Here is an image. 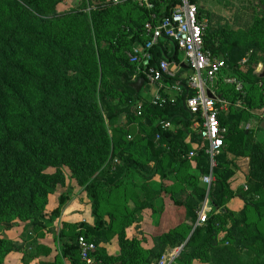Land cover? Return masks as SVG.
<instances>
[{"label": "trees", "instance_id": "1", "mask_svg": "<svg viewBox=\"0 0 264 264\" xmlns=\"http://www.w3.org/2000/svg\"><path fill=\"white\" fill-rule=\"evenodd\" d=\"M179 1L126 0L123 5L108 7L96 3L97 13L90 19L82 15L85 27L77 31L82 20L59 16L60 0H0V226L19 220L43 231L45 218L55 221L65 196L60 197L51 216L45 211L57 187L66 185L65 167L84 188L96 215L93 226L60 232L63 243L56 250L38 247L39 264H82L76 241L78 227L95 243L98 264H157L166 248L184 243L179 256L182 264L197 260L244 264L241 253L253 249L256 261L249 264H264V233L259 223L248 222L246 211L237 218L226 208L229 198L234 197L230 181L238 172L231 157L244 159L249 186V199L244 200L259 222L264 220V142H256L243 128L252 120V110L264 105V78L255 75L252 67L257 55H264V8L259 4L252 7L250 20L240 31L221 22L210 28L208 19L203 50L224 58L237 79L249 87L244 98L224 83L211 91L217 100L229 103L228 110L218 116L227 134L213 169L209 193L213 212L205 224L194 229L207 197L206 186H199V176L210 173L209 144L194 131L196 119L184 106V98H191L195 91L184 81L164 76L165 84L180 83V96L170 100L164 95L149 103L132 88L140 79L146 86L144 70L158 68L163 61L186 72L179 61L181 52L176 45L168 52V42L161 40L150 50L146 65L139 67L126 56H134L137 45L146 47L151 31L170 16ZM191 2L197 5V0ZM260 2L263 6L264 0ZM198 14L203 19L199 7ZM67 22L69 27L64 26ZM102 41L108 44L105 49ZM103 50L98 86L97 53ZM238 100H244V108L236 105ZM124 119L126 126L120 124ZM190 152H194L191 159ZM193 160L199 176L189 173ZM168 172L186 182L168 187ZM164 193L175 206L185 209L192 226H177L156 239L155 248L144 254L140 241L129 239L126 230L137 212L154 211L155 201ZM103 195L110 203L104 213ZM130 203L133 210L129 212ZM104 217H108V225ZM223 230L230 247H220ZM115 235L121 250L111 255L107 247ZM15 251L0 235V264ZM25 258L31 259L26 252Z\"/></svg>", "mask_w": 264, "mask_h": 264}, {"label": "rangeland", "instance_id": "2", "mask_svg": "<svg viewBox=\"0 0 264 264\" xmlns=\"http://www.w3.org/2000/svg\"><path fill=\"white\" fill-rule=\"evenodd\" d=\"M116 0H60V3L58 5V15L61 17H68L75 19L82 20L84 16H87L89 19L94 14L97 13L98 8L95 7L96 3H104L106 7L111 5H123L125 4L126 0H118L119 2L115 3ZM136 1V0H135ZM258 3L254 0H197V6L199 9L204 13L203 19L210 20L209 27L210 28H217V23L221 22L224 24H229L230 28L234 31H240L244 30L243 28L246 21H249L252 15V7H257ZM264 6V4H263ZM257 12L259 13V10L257 9ZM209 14V16L207 15ZM73 18V19H74ZM77 24V22H75ZM65 27L70 26V22L65 23ZM85 27V23L82 20V25L79 27L77 31H82ZM148 28L151 30L152 27L148 26ZM71 32H76V30L72 29ZM102 43V49H105L107 47V43L104 41ZM145 47L143 48L141 45H137L133 47L134 56L132 54L128 53L126 56L129 59H132L133 63H136L139 67L141 65L142 59V53L144 51ZM104 52H98L97 53V61H98V71L100 74L99 77V83L98 86L101 85L102 80V65H101V57ZM253 51L250 52V55L248 58L253 56ZM220 59L224 60V58L220 57ZM247 59L242 62V66H247L246 64ZM109 64V63H108ZM253 72L257 76H262L264 78V55H257V59L255 61V64L252 66ZM177 69L175 72H172L173 78L179 79V81H184L185 83L189 84L190 80L193 76V73H191L190 70L187 69L186 72H182V70L177 66ZM248 69V67H246ZM133 81L135 82V78H133ZM137 83V82H136ZM134 83L133 85H135ZM228 84L230 87H234L235 91L240 93L242 97L244 98L247 95L248 87L249 85L247 83H244L237 79V77L232 73L231 68L226 64L225 69L211 82L207 84V88L213 91L218 84ZM264 86V84H261V86ZM181 90L180 88L175 86H171L168 84H165L163 82L157 83V84H150L147 82V85L142 86L140 90V97L141 100L145 102L152 103L154 102L155 97L161 98L164 95H167L170 100H176L178 96H180ZM225 102V101H223ZM244 100H238L236 103L237 106L244 108ZM226 104V111L228 110L229 103L225 102ZM264 106V105H263ZM258 107L255 110H252V120L250 122H245L243 124V128L247 131H249L254 140L258 143L264 142V131H261L259 128L262 127V124L264 123V107ZM125 120V119H124ZM120 120V124L122 126H126L128 123L127 120ZM224 133V138L227 134V129ZM264 130V129H263ZM135 132L139 134V130L136 128ZM110 135L113 137L114 132L113 130L109 129ZM195 147H192V150H194ZM231 159L235 162V165L238 166V172L236 173L235 177L230 181L233 190V195L231 198H229L228 202L226 203V208L232 212L237 218L240 217V213L242 211H246L248 214V222L251 223H259L258 226L261 229V231L264 233V220L259 222V219L257 218L256 214L252 211L251 208L246 206L245 198L249 199L248 196V189L249 186L247 184V161L244 159H238L231 157ZM237 168V167H236ZM235 168V169H236ZM245 170V171H244ZM64 173L66 176V185L65 186H58L56 189V193L50 196L49 204L46 208L45 215L51 216L52 212L59 207V199L61 196H65V205L61 208L60 216L55 220L49 222V218L44 219V223L46 225V228L42 230H33L28 226L27 222L23 221H15L12 224H4L0 226V235L3 236L4 239H6L7 242H9V247L12 249H15L16 251L7 255L4 259V264L6 262H10V264H17L23 257V254L26 252L28 253V256L32 259L33 262H35L37 259H40V255L37 254V248L40 246L50 245L52 250H56L57 247H60L62 245V240L59 237L60 232H66L71 228H74L80 225L93 226L96 220V215L94 214V209L92 206V201L88 198L87 193L84 191V188L79 186L77 181L72 177V173L69 167L64 168ZM169 173V172H168ZM189 173L192 174H198L195 169V162L194 160L191 161V169H189ZM170 183H166L168 187L173 185L181 184L183 182H186L185 180H180V178L177 176V174L171 175ZM199 176V174H198ZM179 178V180H176V178ZM204 176H199V186L202 188H205V185L202 182V178ZM158 182V187L160 188V181L159 178H156ZM173 182V183H172ZM206 189V188H205ZM163 195H166L165 193ZM162 196H160L154 203V211L152 210H144L139 211L135 214V221L134 223L126 230V235L129 239H137L140 241V245L142 248V251L144 254H148L151 252L152 249L155 248V241L156 239H161L164 236L168 235L173 229H175L177 226L181 224H186L188 226H192V223L189 218H187V214L185 209L178 208L174 205L173 201L168 198L162 199ZM243 197V198H240ZM103 208L102 212L104 213L105 208L110 205L108 198L106 195H103ZM167 199V203H165V200ZM77 201V202H76ZM115 202L114 200H110ZM206 200L201 205L198 213L202 210V208L205 205ZM73 203H76V208L78 209V213L74 214V217L71 222L62 223L61 215L63 212L67 210L69 206H72ZM211 203V202H210ZM115 205V204H113ZM117 208H120L119 205H115ZM171 207V209L169 208ZM211 206V204H210ZM129 212L133 210V204L130 203L129 206ZM212 208V207H211ZM167 210H170L169 212H166ZM185 212V220L183 219V215L181 212ZM159 214L158 218V229L155 231V224L153 220H149L147 222L142 221V214L145 213H157ZM164 212H166L164 214ZM183 212V213H184ZM213 212V208H212ZM212 212L208 213L209 216ZM162 215L166 216L168 220H165V218H162ZM172 219V220H171ZM104 221L106 225L109 224L108 217H104ZM172 221V222H171ZM230 226V224H229ZM197 223L194 226V229L197 228ZM142 229V230H141ZM76 232H80L81 229L78 227L76 229ZM165 230V231H164ZM130 231V235H129ZM164 231V232H162ZM226 233L225 230H223L219 236V243L220 247H230V244H228L225 241ZM189 239V237H188ZM110 245L107 247V251L111 255H117L120 252V246H119V239L118 236L115 235L110 240ZM186 243L183 245H176L171 246L165 249L163 252V255L173 254L176 251H180L182 253ZM255 252L253 250H246L241 253V261L244 264H249L250 262H255ZM160 258V259H161ZM30 259V260H31ZM43 259V258H42ZM30 263V262H29ZM193 264H212L210 260H197Z\"/></svg>", "mask_w": 264, "mask_h": 264}, {"label": "built area", "instance_id": "3", "mask_svg": "<svg viewBox=\"0 0 264 264\" xmlns=\"http://www.w3.org/2000/svg\"><path fill=\"white\" fill-rule=\"evenodd\" d=\"M192 0H180L172 8L170 16L164 18L151 31L150 41L146 45L141 59V64L146 65L150 59V50L161 40L178 47L183 56V64L186 69L193 73L188 84L195 94L186 99V108L190 115L194 116L196 122L193 129L200 138L209 144L207 155L210 158V173L202 178L203 184L207 188L206 202L202 210L198 213L197 226L205 224L208 213L212 212L210 206L209 193L214 183L213 169L216 166L215 159L220 154L224 146V133L220 127L218 119L219 112L226 111V104L220 100H213L207 96V84L213 81L225 69L226 62L214 57L210 52L203 50V35L207 28L208 21L200 19L198 7ZM119 2L118 0L115 3ZM148 3L149 0H144ZM140 69V68H139ZM147 82L157 84L162 82L164 76L173 78L170 66L166 61L160 63L158 68H148L144 70ZM160 98L155 97L156 103ZM218 105H220L218 107ZM169 126V125H167ZM194 157V152H190L189 159ZM77 243L80 249V260L82 264H98L95 258L97 247L94 242L88 240L80 231ZM180 251L173 254L164 255L157 264H182L179 262Z\"/></svg>", "mask_w": 264, "mask_h": 264}, {"label": "crops", "instance_id": "4", "mask_svg": "<svg viewBox=\"0 0 264 264\" xmlns=\"http://www.w3.org/2000/svg\"><path fill=\"white\" fill-rule=\"evenodd\" d=\"M174 44H171V43H168L167 44V49H168V52H172L173 51V46ZM179 61L183 64V56H182V53H180L179 54ZM184 65V64H183ZM169 66H170V72H171V74H172V72H175V70L177 69L176 67H177V65L176 64H169ZM185 66V65H184ZM180 86V83H177V87H179ZM245 171V170H244ZM155 182H157V180L155 179L154 180ZM232 190H234V188H232ZM164 198H168V196H166V195H163V197H162V199H164ZM77 202V201H76ZM168 201H167V199L165 200V203H167ZM76 203H73L72 204V206H69L68 208H67V210L65 211V212H63L62 213V215H61V220H60V222H62V223H67V222H71L70 220H72L73 219V217H74V214H77L78 213V209H75L76 207ZM169 208L171 209V207L169 206ZM170 210H167L166 212H169ZM166 212H164V214L166 213ZM184 211H182L181 212V214L183 215V219L185 220V212L183 213ZM158 218H159V214H158V212L155 214V213H145V214H142V221L143 222H147V221H151V220H153V222L154 223H156L155 224V231H157L158 229H160V228H158ZM162 218H165V220H168V218L166 217V216H164V215H162ZM172 220V219H171ZM172 222V221H171ZM142 230V229H141ZM165 231V230H164ZM164 231H162V232H164ZM129 235H130V231H129ZM46 247H48V248H51L50 247V245H45ZM24 259V254H23V257L21 258V260L19 261V262H17V264H39L40 263V259H37L35 262H33L32 260H30V259H26V261H24L23 260ZM50 259V258H49ZM30 262V263H29ZM5 264H10V262L8 261V262H6Z\"/></svg>", "mask_w": 264, "mask_h": 264}, {"label": "water", "instance_id": "5", "mask_svg": "<svg viewBox=\"0 0 264 264\" xmlns=\"http://www.w3.org/2000/svg\"><path fill=\"white\" fill-rule=\"evenodd\" d=\"M254 1L257 2V3L261 6V8H264V7L262 6L260 0H254ZM185 68H186V66H185ZM144 82H145L144 79H140L135 85L132 86V88H133L137 93H139L140 90H141V88H142V86H143V84H144ZM207 96H208L210 99L217 100V97H216L211 91H207ZM186 98H187V96L184 98V106H185L186 111H188L187 108H186V105H185V103H186ZM262 127H263V129H264V123L262 124Z\"/></svg>", "mask_w": 264, "mask_h": 264}]
</instances>
